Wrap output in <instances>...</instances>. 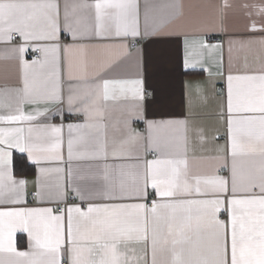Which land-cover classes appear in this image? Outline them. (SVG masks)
I'll use <instances>...</instances> for the list:
<instances>
[{
    "label": "crops",
    "instance_id": "0c3cea01",
    "mask_svg": "<svg viewBox=\"0 0 264 264\" xmlns=\"http://www.w3.org/2000/svg\"><path fill=\"white\" fill-rule=\"evenodd\" d=\"M54 2L59 14L56 40H25L15 31L9 35H17L16 41L0 39V116L16 114V90L23 86L22 64L30 65V80L46 82L49 89L57 86L60 95L58 101L24 103L21 110L25 115H36L38 111L43 115L31 121H0V129L4 130L0 135L15 142L21 134L13 130L23 128L26 140L31 137L42 147L51 148L57 139L51 127L61 129L59 148L41 153L47 158L39 163L27 151L0 144L8 161L7 173L0 182L11 187V181H15L21 199L20 203H10L12 197H0V211L50 208L54 215H60V205L71 199L63 211L66 226L68 207L84 211L89 204L102 203H144L151 207L160 198L150 186L146 198L141 195L107 201L95 196L105 183V165L109 166L110 183L118 188L121 182L132 186L133 176H142L145 162L157 158L186 159L189 178L222 176L229 179L230 188L227 77L264 71V0H135L139 35L106 38L95 35L94 0ZM66 13L71 32L65 27ZM215 38L220 39L218 43L213 41ZM51 45L58 46L56 52H41L38 59L31 57L33 50ZM22 46L25 51L20 53ZM33 61L37 63L33 65ZM104 80L140 83L128 84L123 91L110 88L109 99L105 100ZM148 92L151 98L147 100ZM149 122L165 125L153 131L163 155L149 145ZM69 125L84 127L70 132ZM29 128L33 129L31 133ZM69 138H79L73 152L80 158L72 161L68 159ZM105 145L106 157L102 151ZM98 150L99 158H93ZM15 154L25 157L33 167L32 173H14ZM241 162L245 171H255L261 157L256 153ZM20 181L25 183L20 186ZM139 186L144 190L142 179ZM77 188L91 192L93 198L80 199ZM252 194L261 193L254 188ZM218 218L227 221L226 205ZM20 241L23 246H19ZM11 243L16 253L29 255L0 251V264H46L50 258L21 228L13 232ZM133 247L136 255H144L143 245ZM60 259L67 264L64 249Z\"/></svg>",
    "mask_w": 264,
    "mask_h": 264
},
{
    "label": "snow or ice",
    "instance_id": "6c2138e0",
    "mask_svg": "<svg viewBox=\"0 0 264 264\" xmlns=\"http://www.w3.org/2000/svg\"><path fill=\"white\" fill-rule=\"evenodd\" d=\"M95 35L97 37L139 35L137 4L135 0H94ZM65 27L71 26L65 15ZM12 31L25 40L54 41L59 31L58 5L54 0L46 2H21L0 0V39H11ZM75 38V33L73 32ZM58 46H42V53L56 52ZM25 48H19L23 53ZM37 61H33L35 65ZM187 67V61L185 63ZM30 65L22 64L23 86L16 90V114L0 116L3 122L31 121L36 115H25L24 103L58 101L59 89H51L47 83L37 84L30 80ZM139 81H103V98L109 99V90L121 91L128 84ZM136 94H139L137 89ZM73 103L72 95L69 104ZM171 123V122H166ZM182 123V122H181ZM165 125L149 122V145L156 151L163 149L153 138V131ZM84 126L69 125V131ZM4 130L0 129V133ZM15 142L0 135V144H9L27 151L36 160L45 159L41 153L59 148V127H51L57 137L51 148L42 147L22 135ZM29 133L33 129L29 128ZM227 134L231 157L229 179L222 176L189 178L187 160L157 158L145 162L142 174L133 176L132 186L123 182L119 187L110 183L108 165L102 174L104 185L95 198L107 201L125 200L143 195L150 186L159 200L151 207L144 203L89 204L87 210L67 208V224L64 215H54L53 209H16L0 211V251L13 252L25 257L28 253H16L11 238L16 228L27 232L37 248L43 249L50 258L46 264H61V250L66 252L67 264H264V71L260 74H229L227 77ZM79 139V138H78ZM73 138L68 140V159L74 155ZM104 156L107 146L102 149ZM258 153L261 165L258 170L245 171L242 158ZM98 150L93 158H99ZM59 159V157H56ZM7 153L0 150V178L7 173ZM121 169L124 165L119 166ZM71 175V169H69ZM143 180L144 190L139 186ZM11 181V177L9 176ZM194 181V182H193ZM25 182L20 181L22 186ZM11 187L0 182V197H12L8 202L20 203L15 181ZM258 188L260 195H253ZM80 199L93 198L91 192L76 189ZM39 196L40 193L38 192ZM62 196V193H57ZM211 198H190V197ZM226 205L227 221L218 214ZM133 245H143L144 255H136ZM149 249L151 261L148 260ZM158 256L163 257L158 259ZM31 264H37L32 261Z\"/></svg>",
    "mask_w": 264,
    "mask_h": 264
},
{
    "label": "trees",
    "instance_id": "16d2710c",
    "mask_svg": "<svg viewBox=\"0 0 264 264\" xmlns=\"http://www.w3.org/2000/svg\"><path fill=\"white\" fill-rule=\"evenodd\" d=\"M12 167L14 169V173L17 175H26L32 173L33 171V167L27 164L25 157H23L22 155L19 156L17 154H15L13 157ZM19 246H23L22 241L19 242Z\"/></svg>",
    "mask_w": 264,
    "mask_h": 264
},
{
    "label": "built area",
    "instance_id": "2783aa9c",
    "mask_svg": "<svg viewBox=\"0 0 264 264\" xmlns=\"http://www.w3.org/2000/svg\"><path fill=\"white\" fill-rule=\"evenodd\" d=\"M17 35H12L11 36V41L12 42H14V41H16L17 40ZM209 40H212V38L210 39L209 38ZM219 38L218 39H214L213 41L214 42H219ZM34 52H32V54H31V57L32 58H34V59H38L39 57H40V54H41V51H39L38 49H36V50H33ZM151 98V94L148 92L147 94H146V99L148 100V99H150ZM143 130V128H140L139 129V131H142ZM72 203V200L71 199H68V200H66L64 203H62L61 205H60V207L58 208L59 210V213H63V211L65 210V207L67 206V205H69V204H71ZM61 264H66V261L65 260H63L62 261V263Z\"/></svg>",
    "mask_w": 264,
    "mask_h": 264
}]
</instances>
